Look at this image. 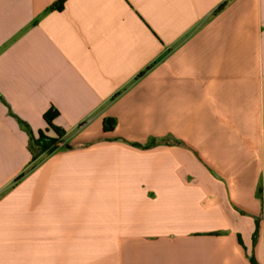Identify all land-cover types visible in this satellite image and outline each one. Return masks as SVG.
I'll return each mask as SVG.
<instances>
[{"label": "crops", "instance_id": "obj_1", "mask_svg": "<svg viewBox=\"0 0 264 264\" xmlns=\"http://www.w3.org/2000/svg\"><path fill=\"white\" fill-rule=\"evenodd\" d=\"M57 1L0 0V264H264V0Z\"/></svg>", "mask_w": 264, "mask_h": 264}, {"label": "trees", "instance_id": "obj_2", "mask_svg": "<svg viewBox=\"0 0 264 264\" xmlns=\"http://www.w3.org/2000/svg\"><path fill=\"white\" fill-rule=\"evenodd\" d=\"M66 0H58L53 4L52 8L61 9ZM59 115V112L54 107H51L45 114L44 118L48 124V129L53 130L55 136H49L46 133V130H39L37 133H34L30 126L23 120L19 119V124L23 130H25L29 135V149L32 152V166L35 167L36 163L40 161L45 155L52 154L58 150L67 148L71 149L72 145L63 144V137L66 131L54 124V119ZM115 127V119L106 118L104 120L103 130L105 133L113 131ZM154 142L146 145V147L152 146ZM25 173H22L17 181L20 180ZM260 228V219H256V230L254 232V239H256ZM251 261L256 264V260L251 257Z\"/></svg>", "mask_w": 264, "mask_h": 264}, {"label": "rangeland", "instance_id": "obj_3", "mask_svg": "<svg viewBox=\"0 0 264 264\" xmlns=\"http://www.w3.org/2000/svg\"><path fill=\"white\" fill-rule=\"evenodd\" d=\"M46 133H47V135L52 136V135H50V134L48 133V130H46ZM151 143H152V142H151ZM63 144L70 145V144L67 143L65 140L63 141ZM66 149H67V148H64V149H61V150H66ZM58 151H59V150H58ZM56 152H57V151H56ZM45 156H47V155H45ZM38 162H39V161H38ZM38 162H37V163H38ZM37 163H36V164H37ZM32 164H33V163H31V166H32ZM31 166L28 168V170L31 168ZM35 166H36V165H35Z\"/></svg>", "mask_w": 264, "mask_h": 264}]
</instances>
